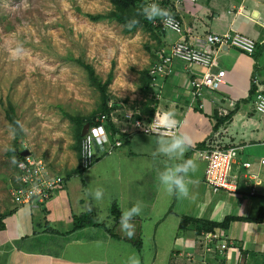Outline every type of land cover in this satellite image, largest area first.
<instances>
[{
    "label": "crops",
    "instance_id": "1",
    "mask_svg": "<svg viewBox=\"0 0 264 264\" xmlns=\"http://www.w3.org/2000/svg\"><path fill=\"white\" fill-rule=\"evenodd\" d=\"M164 6L180 18L183 31L166 30L163 52L181 35L196 41L236 31L256 40L257 56L231 46L215 49L213 70L225 71L224 83L196 96L191 82L204 73L198 65L175 60L170 73L150 77V112L172 113L176 135L186 134L191 145L170 159L157 147L159 139L171 136L135 128L148 114L114 109L111 121L125 137L122 146L97 153L88 170L80 169L78 152L72 165H61L62 172L51 170L67 181L44 204L0 207V264H129V257L139 264H264V199L208 189L206 162L199 155L208 145L242 144L241 158L259 169L264 116L255 118L250 94L254 76L264 83V0H165ZM238 119L243 128L236 127ZM187 160L195 165L185 176L188 196L168 194L159 172ZM97 188L103 190L99 200L93 196ZM134 204L141 212L132 218L134 234L128 237L119 219ZM77 218L81 228L75 227ZM213 233H223L233 247L223 254L216 246L209 250Z\"/></svg>",
    "mask_w": 264,
    "mask_h": 264
},
{
    "label": "rangeland",
    "instance_id": "2",
    "mask_svg": "<svg viewBox=\"0 0 264 264\" xmlns=\"http://www.w3.org/2000/svg\"><path fill=\"white\" fill-rule=\"evenodd\" d=\"M150 2L0 0V207L15 206L18 153L43 157L56 173L77 152L80 158L81 128L72 117L101 114L104 103L154 115L150 69L164 53L166 29L156 27L161 19L141 14ZM156 2L167 11L165 0ZM78 60L91 64L102 82L113 74L105 101ZM12 109L20 135L10 123ZM238 126H245L241 119Z\"/></svg>",
    "mask_w": 264,
    "mask_h": 264
},
{
    "label": "built area",
    "instance_id": "3",
    "mask_svg": "<svg viewBox=\"0 0 264 264\" xmlns=\"http://www.w3.org/2000/svg\"><path fill=\"white\" fill-rule=\"evenodd\" d=\"M195 2L197 0H185ZM172 17V24L161 21L163 29H169L182 34V21L176 15ZM224 46H231L238 50L253 55L257 49L256 40L246 34L230 31L224 34L209 33L203 39L188 40L184 35L164 52L160 59L150 69V76L154 79L159 74L171 72L175 60L187 64H194L204 69L203 76L192 80L193 94L199 95L203 90H216L219 84L224 83L225 71H214L215 52ZM254 88L255 110L264 116V83L254 76L252 79ZM163 114V113H155ZM155 114L148 120H137L134 125L137 131L150 135L175 136L178 125L174 123L170 127L161 125L153 126L152 120ZM106 115L97 118L81 138V150L79 167L82 171L88 170L95 163L97 153L110 154L123 145L120 135L111 136ZM244 146L235 144L232 146L208 145L199 155L206 162L204 172V184L211 191L226 192L233 195H244L255 199H264V154L258 160L259 169L254 170V163L242 159L241 153ZM16 183L12 187V201L17 206L42 205L50 199L54 192L63 187L66 177L53 173L43 157L29 153L21 156L16 163ZM216 249L219 254L233 247V242L225 238L223 233L210 235L208 249Z\"/></svg>",
    "mask_w": 264,
    "mask_h": 264
},
{
    "label": "clouds",
    "instance_id": "4",
    "mask_svg": "<svg viewBox=\"0 0 264 264\" xmlns=\"http://www.w3.org/2000/svg\"><path fill=\"white\" fill-rule=\"evenodd\" d=\"M141 14L149 21L159 18L168 25L172 24V17L159 5L158 2H156V0H151L150 3L145 4L142 7ZM136 23L137 21L135 19L129 20L128 26L131 28L135 26ZM151 123L153 126L161 125L164 127H170L175 123V121L172 113H164L155 114ZM191 143L192 141L190 137L181 133L171 138L159 139L157 151L171 159L182 155ZM189 170H195V165L191 160L175 163L171 167H166L164 170L159 172V183L168 194H176L187 197L189 193L185 183V176ZM93 196L97 200L101 199L103 196V190L100 188L95 189ZM140 212L141 206L139 204H134L132 207L121 212L119 226L128 237H132L134 234V225L131 223V220L134 216L139 215ZM129 264H139V260L135 257H129Z\"/></svg>",
    "mask_w": 264,
    "mask_h": 264
},
{
    "label": "trees",
    "instance_id": "5",
    "mask_svg": "<svg viewBox=\"0 0 264 264\" xmlns=\"http://www.w3.org/2000/svg\"><path fill=\"white\" fill-rule=\"evenodd\" d=\"M122 1H125V0H122ZM169 14H171V13H169ZM172 15H174V14H172ZM88 16L93 21H97V20H99L102 17L101 15H96V16L95 15H88ZM156 27H162L161 26V22H160V24H157ZM257 52L258 51H256L253 54L254 57L257 56ZM78 62L86 69L91 81L93 82V84L95 85L97 90L100 92L101 97L105 101L106 98H107V87H108V84L110 83V81L113 78V74L110 73L107 81L106 82H102V80L100 78H98V76H97V74L95 72V69H94V67L91 64H88V63H86V62H84L82 60H78ZM253 94H254V88L252 89L250 96H252ZM113 110L114 109H112L106 103H104L103 112L101 114L94 115V116H92V117H90L88 119H82V118H79V117H72V118L74 120L78 121V123L80 125V128H81L80 132H82V128H83L85 123L89 122L90 124H93L94 121L97 118L101 117L102 115H106L107 120H108L107 123H108V126H109V130L111 131V136L112 137H116V135H120L121 139L124 141L125 140L124 135L118 132V130L115 128L114 124L111 121V112ZM9 116H10V123H11L15 133L17 135H20L21 134V126L19 124L18 117H17V115L14 112V109L11 110ZM149 119L150 118H148V120ZM81 138H82V136H81ZM17 157H18L17 160H19L21 158V153H18ZM82 226H84V223L81 221V219H78V218L75 219V227L76 228H81Z\"/></svg>",
    "mask_w": 264,
    "mask_h": 264
},
{
    "label": "water",
    "instance_id": "6",
    "mask_svg": "<svg viewBox=\"0 0 264 264\" xmlns=\"http://www.w3.org/2000/svg\"><path fill=\"white\" fill-rule=\"evenodd\" d=\"M89 126H90V123L89 122H87V123L84 124L83 129H82V132H81V136H84L85 135V133L89 129ZM28 154H29V151L28 150H24V151L21 152V156H26Z\"/></svg>",
    "mask_w": 264,
    "mask_h": 264
}]
</instances>
